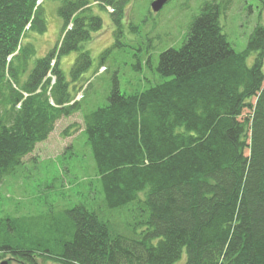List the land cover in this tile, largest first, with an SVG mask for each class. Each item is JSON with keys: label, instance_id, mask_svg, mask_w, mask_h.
<instances>
[{"label": "trees", "instance_id": "1", "mask_svg": "<svg viewBox=\"0 0 264 264\" xmlns=\"http://www.w3.org/2000/svg\"><path fill=\"white\" fill-rule=\"evenodd\" d=\"M39 1L0 0V183L81 111V44L102 25L88 0H59L61 36L29 67L23 38L46 30ZM93 2L119 30L130 0ZM229 4L205 2L182 45L160 54L170 80L133 94L114 84L82 114L99 200L0 217L7 264H264V25L236 52L221 25ZM70 52L69 81L59 57Z\"/></svg>", "mask_w": 264, "mask_h": 264}, {"label": "rangeland", "instance_id": "2", "mask_svg": "<svg viewBox=\"0 0 264 264\" xmlns=\"http://www.w3.org/2000/svg\"><path fill=\"white\" fill-rule=\"evenodd\" d=\"M88 1L90 13L98 16L102 25L81 44V51H87L91 59L83 80L75 84L77 90H82L81 111L58 120L48 138L37 143L16 172L0 183V217L36 216L52 207L59 210L80 201L90 204L92 200H99L100 185L83 132L82 114L107 105L114 84L122 94H133L170 80L156 70L160 54L182 45L189 24L205 2L222 0H168L159 12L150 8L154 0H130L119 30L108 14L109 7ZM229 1L221 25L232 48L241 52L254 28L264 25V0ZM59 6V0H43L39 9L46 22L45 32L27 31L23 38V44L34 47L29 67L47 55L61 36L63 23L57 13ZM76 57L77 52L59 57V67L69 81ZM253 58L254 54L248 57L249 66ZM71 94L75 95L72 91ZM65 129H68L67 135ZM9 258L0 257V263Z\"/></svg>", "mask_w": 264, "mask_h": 264}, {"label": "water", "instance_id": "3", "mask_svg": "<svg viewBox=\"0 0 264 264\" xmlns=\"http://www.w3.org/2000/svg\"><path fill=\"white\" fill-rule=\"evenodd\" d=\"M168 0H154L152 3H151V10L153 12H159L162 7L166 4ZM0 264H7V262H2Z\"/></svg>", "mask_w": 264, "mask_h": 264}]
</instances>
